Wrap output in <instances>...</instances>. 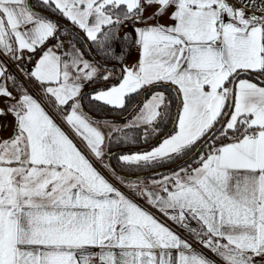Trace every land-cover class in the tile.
Returning a JSON list of instances; mask_svg holds the SVG:
<instances>
[{"label": "snow or ice", "instance_id": "snow-or-ice-1", "mask_svg": "<svg viewBox=\"0 0 264 264\" xmlns=\"http://www.w3.org/2000/svg\"><path fill=\"white\" fill-rule=\"evenodd\" d=\"M0 264H264V0H0Z\"/></svg>", "mask_w": 264, "mask_h": 264}, {"label": "crops", "instance_id": "crops-1", "mask_svg": "<svg viewBox=\"0 0 264 264\" xmlns=\"http://www.w3.org/2000/svg\"><path fill=\"white\" fill-rule=\"evenodd\" d=\"M32 4H33V3H32ZM33 6H34V5H33ZM166 22H167L166 20H162V21H161V23H166ZM135 59H136V52H135V50H133V51L129 54V56L127 57V61H126V62L131 63V62H134ZM93 87H96V86H88L86 89L90 88V91H91V89H92ZM31 88H32V91H33V94H34V95L38 93V91H39L38 88L33 87V86H31ZM90 91H88L87 93H89ZM57 122L59 123V120H58ZM66 130H67V129H66ZM4 135H8V133L5 132ZM96 166H97L98 168H100V170H101L106 176H108V177L112 180L113 183H117L116 180H115V178L111 177L110 173H106V169L102 168L99 164H97ZM117 186L119 187L120 185L117 184ZM122 190H123V189H122ZM153 211H155V210H153ZM156 214L159 215V213H156ZM161 219H164V218L161 217ZM181 234H182L185 238H188L187 233H185V232H181Z\"/></svg>", "mask_w": 264, "mask_h": 264}, {"label": "trees", "instance_id": "trees-1", "mask_svg": "<svg viewBox=\"0 0 264 264\" xmlns=\"http://www.w3.org/2000/svg\"><path fill=\"white\" fill-rule=\"evenodd\" d=\"M32 3L33 5L35 6V0H32ZM129 56V55H128ZM127 56V57H128ZM89 86H95V85H89ZM87 94V93H86ZM85 107L89 110L91 109V106L87 104V95L85 96ZM92 113L94 114H97V115H108L107 113H101L99 111H93ZM111 115L115 116L116 114L115 113H112ZM171 127V125H167L165 127L162 128V132L161 134H164L169 128ZM115 150V149H114ZM112 163L115 165L116 164V161L115 160H112ZM170 166H174V165H170ZM170 166H166V167H170ZM168 173V170L165 171V172H161V174H167Z\"/></svg>", "mask_w": 264, "mask_h": 264}, {"label": "water", "instance_id": "water-1", "mask_svg": "<svg viewBox=\"0 0 264 264\" xmlns=\"http://www.w3.org/2000/svg\"><path fill=\"white\" fill-rule=\"evenodd\" d=\"M88 91H90V88L85 89V93H87ZM85 109L88 110L86 107H85ZM92 115H93V116H100V115H97V114H94V113H92ZM170 128H171V127H170ZM170 128H169V129H170ZM169 129H168V130H169ZM168 130H167L166 132H168ZM166 132H165V133H166ZM111 163H112V161H111ZM112 164H113V163H112ZM113 165H114V164H113ZM170 167H174V166H170ZM168 169H169V167H165V168L161 169L160 172H165V171H167Z\"/></svg>", "mask_w": 264, "mask_h": 264}, {"label": "rangeland", "instance_id": "rangeland-1", "mask_svg": "<svg viewBox=\"0 0 264 264\" xmlns=\"http://www.w3.org/2000/svg\"><path fill=\"white\" fill-rule=\"evenodd\" d=\"M31 87V86H30ZM106 173H110L108 170H106Z\"/></svg>", "mask_w": 264, "mask_h": 264}, {"label": "built area", "instance_id": "built-area-1", "mask_svg": "<svg viewBox=\"0 0 264 264\" xmlns=\"http://www.w3.org/2000/svg\"><path fill=\"white\" fill-rule=\"evenodd\" d=\"M31 86V85H30Z\"/></svg>", "mask_w": 264, "mask_h": 264}]
</instances>
